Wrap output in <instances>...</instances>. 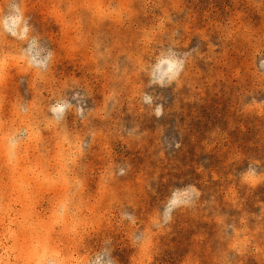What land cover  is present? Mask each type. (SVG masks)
<instances>
[{
    "label": "rangeland",
    "instance_id": "1",
    "mask_svg": "<svg viewBox=\"0 0 264 264\" xmlns=\"http://www.w3.org/2000/svg\"><path fill=\"white\" fill-rule=\"evenodd\" d=\"M0 264H264V0H0Z\"/></svg>",
    "mask_w": 264,
    "mask_h": 264
},
{
    "label": "clouds",
    "instance_id": "2",
    "mask_svg": "<svg viewBox=\"0 0 264 264\" xmlns=\"http://www.w3.org/2000/svg\"><path fill=\"white\" fill-rule=\"evenodd\" d=\"M10 145H11V148H12V149H15V147H16V145H17V141H16V140H12V141L10 142ZM61 211H63V209H61Z\"/></svg>",
    "mask_w": 264,
    "mask_h": 264
}]
</instances>
